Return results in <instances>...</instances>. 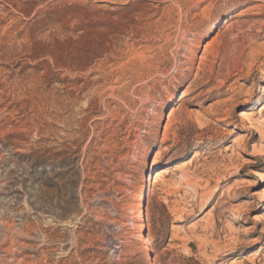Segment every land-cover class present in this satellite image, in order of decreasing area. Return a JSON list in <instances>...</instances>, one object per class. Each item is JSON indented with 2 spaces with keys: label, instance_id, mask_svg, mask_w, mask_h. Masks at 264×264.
Wrapping results in <instances>:
<instances>
[{
  "label": "rangeland",
  "instance_id": "374dc122",
  "mask_svg": "<svg viewBox=\"0 0 264 264\" xmlns=\"http://www.w3.org/2000/svg\"><path fill=\"white\" fill-rule=\"evenodd\" d=\"M0 264H264V0H0Z\"/></svg>",
  "mask_w": 264,
  "mask_h": 264
},
{
  "label": "bare ground",
  "instance_id": "6f19581e",
  "mask_svg": "<svg viewBox=\"0 0 264 264\" xmlns=\"http://www.w3.org/2000/svg\"><path fill=\"white\" fill-rule=\"evenodd\" d=\"M150 207H151V202L150 200H148V209H150Z\"/></svg>",
  "mask_w": 264,
  "mask_h": 264
}]
</instances>
